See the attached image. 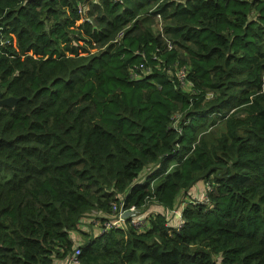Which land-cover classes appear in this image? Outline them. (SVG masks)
I'll use <instances>...</instances> for the list:
<instances>
[{
	"label": "trees",
	"instance_id": "trees-1",
	"mask_svg": "<svg viewBox=\"0 0 264 264\" xmlns=\"http://www.w3.org/2000/svg\"><path fill=\"white\" fill-rule=\"evenodd\" d=\"M0 93V264H264V0H0Z\"/></svg>",
	"mask_w": 264,
	"mask_h": 264
},
{
	"label": "built area",
	"instance_id": "built-area-1",
	"mask_svg": "<svg viewBox=\"0 0 264 264\" xmlns=\"http://www.w3.org/2000/svg\"><path fill=\"white\" fill-rule=\"evenodd\" d=\"M158 18H159V16H158ZM119 38H121V34H119L118 39ZM187 73L188 72H187V68L186 67L178 68V70L176 72V75H177V77H178V79H179V81L181 83V86H185L186 85ZM114 210L115 211L118 210L117 206H114ZM134 211H135V207L130 208L129 211H126L123 208L120 209L118 211V216L114 220L108 222L107 226L108 227H113V226L122 225L126 221V219L128 218L129 214L133 213ZM177 213H179V211H175L174 215L177 214ZM132 223L137 224V225L139 224V223H136L134 219L132 220ZM78 253H79V251H78Z\"/></svg>",
	"mask_w": 264,
	"mask_h": 264
},
{
	"label": "water",
	"instance_id": "water-1",
	"mask_svg": "<svg viewBox=\"0 0 264 264\" xmlns=\"http://www.w3.org/2000/svg\"><path fill=\"white\" fill-rule=\"evenodd\" d=\"M20 99L21 98L14 96L2 97V93H0V107L3 106L14 107L20 101ZM178 216L180 215L178 214Z\"/></svg>",
	"mask_w": 264,
	"mask_h": 264
},
{
	"label": "rangeland",
	"instance_id": "rangeland-1",
	"mask_svg": "<svg viewBox=\"0 0 264 264\" xmlns=\"http://www.w3.org/2000/svg\"><path fill=\"white\" fill-rule=\"evenodd\" d=\"M80 14L83 15V13H80ZM83 17H84V15H83ZM81 21H83V20L78 21V23L81 22ZM95 51H96V49H92V50H91V52H95ZM216 128H217V127H215V129H216ZM179 129H180V127H179ZM220 131H221V130H218V132H220ZM199 196H200L199 193H197V194L195 195V197H199ZM205 197H206V193H203L202 198H205ZM182 202H183V199H182V201L178 202V206H179V207L181 206ZM154 211H155V210H153L152 213H153ZM150 212H151V211H149V212L147 211L146 214H145V216L149 215ZM158 212H160V210H159ZM141 214H143V213L141 212ZM169 218H173V219H174V223H172L174 226L179 225V219H176L173 215H172V216L169 215Z\"/></svg>",
	"mask_w": 264,
	"mask_h": 264
},
{
	"label": "crops",
	"instance_id": "crops-1",
	"mask_svg": "<svg viewBox=\"0 0 264 264\" xmlns=\"http://www.w3.org/2000/svg\"><path fill=\"white\" fill-rule=\"evenodd\" d=\"M203 188H204V186H203L202 181H201V182H198V183H197V190H198V191L195 192V195H196L197 193H199L200 195H203V193H202ZM193 194H194V189H193ZM175 217H176V219H178L177 216H175Z\"/></svg>",
	"mask_w": 264,
	"mask_h": 264
},
{
	"label": "clouds",
	"instance_id": "clouds-1",
	"mask_svg": "<svg viewBox=\"0 0 264 264\" xmlns=\"http://www.w3.org/2000/svg\"><path fill=\"white\" fill-rule=\"evenodd\" d=\"M179 211V213H177V214H179L180 216H178L177 214H175V216H177L178 217V219H179V221L181 220V215H182V211L181 210H178Z\"/></svg>",
	"mask_w": 264,
	"mask_h": 264
}]
</instances>
